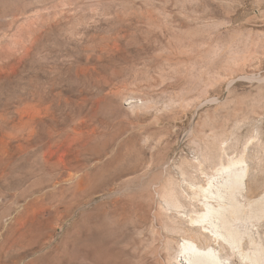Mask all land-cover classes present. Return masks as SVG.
Listing matches in <instances>:
<instances>
[{"label": "rangeland", "instance_id": "1", "mask_svg": "<svg viewBox=\"0 0 264 264\" xmlns=\"http://www.w3.org/2000/svg\"><path fill=\"white\" fill-rule=\"evenodd\" d=\"M262 203L264 0H0V264H264Z\"/></svg>", "mask_w": 264, "mask_h": 264}, {"label": "bare ground", "instance_id": "2", "mask_svg": "<svg viewBox=\"0 0 264 264\" xmlns=\"http://www.w3.org/2000/svg\"><path fill=\"white\" fill-rule=\"evenodd\" d=\"M244 162H245V160H243V158H241L240 160L237 159V161L230 162V164H228V166H225V167L221 166L222 167L221 171H218V172H226L225 174H227V175H226L225 179H223L222 183H220L219 185L218 184L214 185L216 187L215 190H214V188L213 189L211 188L212 185L215 184V183L211 184L212 179L210 180L209 187L202 189L205 195H206L205 192H208L207 194H209V195H207V197L209 199H207L208 201L205 202V205H206L205 210L206 211L202 214H199L197 217L191 219L193 224L201 227L200 228L201 231H208V229H209L210 233L213 232V235L217 234V235L221 236L224 239V241L227 242V244L232 245L234 247L237 246L236 245L237 240L239 241V237H238L239 232L236 234V232L239 231V229L234 231V229H236V228L233 229L234 226L232 227V225H236V223H237V222L235 223L233 220H236V217L238 216L237 214L240 213V212L238 213V210H240V208L238 210H236V207H237L236 205H238V203L234 204V202L237 200L234 199L235 200L234 201L232 199V197L235 198L234 197L235 195L233 196V193H236L235 191L238 188L240 189V187H242L243 185L245 186V176H246L247 171H246V168H244V166L242 165V164H244ZM218 170H220V169H218ZM239 189H238V191H239ZM226 193H228L229 195L228 194L226 195ZM210 198L215 199L218 203L217 204L218 206H215L216 204H214V203H213L214 205L209 203ZM226 199L229 200V201H227L228 203L225 202ZM230 200H233L234 202L233 201L230 202ZM259 200H262V199H257L256 202L255 201H253V202H255L257 204L258 203L257 201H259ZM255 203H253L254 204L253 206H256ZM258 204H260V203H258ZM239 206H241V205L239 204ZM263 206H264V204H263ZM263 208L264 207H262L261 209L263 210ZM230 209L232 211L231 213H233V214L237 213L236 214L237 216L232 220L234 224H232V222L231 223L229 222V220L231 221V218H230V216L228 218V215H227V214L230 215ZM228 211H229V213H228ZM243 211H241V212H243ZM231 216H233V215H231ZM241 218H243V217H241ZM240 222H238V223H240ZM227 223H229L230 225L229 224L227 225ZM222 226H223V228L226 229L225 233H221V231H220L222 229ZM220 227H221V229L219 230ZM238 227H240V226H237V228ZM196 229H197V227H196ZM196 229L194 230V232L196 231ZM225 229H223V230H225ZM196 233L198 234V236L199 235L201 236V233H199V232H196ZM217 235H215V236H217ZM236 235H237L238 239L236 238ZM202 236H203V234H202ZM220 238H218V239H220ZM215 240H217V239H215ZM219 243H220V240H219ZM179 249H180L179 250V256H178V263L179 264H229L227 262L228 258L226 259L227 261L225 260V257H223L224 259L222 258L223 255H221V253L219 252L221 250H217L216 247H214L211 244L210 245L208 244V246L207 245L206 246L200 245L196 239H193V237L182 239Z\"/></svg>", "mask_w": 264, "mask_h": 264}]
</instances>
